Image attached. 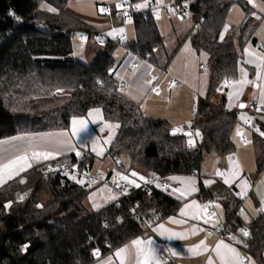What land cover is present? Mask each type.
I'll use <instances>...</instances> for the list:
<instances>
[{
	"label": "trees",
	"instance_id": "1",
	"mask_svg": "<svg viewBox=\"0 0 264 264\" xmlns=\"http://www.w3.org/2000/svg\"><path fill=\"white\" fill-rule=\"evenodd\" d=\"M70 1L0 0V141L23 134L68 130L72 119L100 109L106 121L120 125L108 156L116 160L125 156L131 167L147 177L198 175L205 155L235 152L232 135L239 123L238 115L225 110L227 87L218 91L226 79L239 78L244 41L237 38L238 28L224 31L233 0H171L189 12L192 47L208 57V91L198 101L191 127L201 135L195 147L189 149L185 136L171 135L174 128L168 121L145 117L140 105L120 91L113 72L115 42L107 39L104 50L90 65L74 58V35L96 32L68 11ZM144 2L131 0V6ZM245 11L242 34L251 28L250 9L245 6ZM133 24L136 39L127 42L126 48L154 61L156 50L164 45L155 14L151 9L136 12ZM58 89L70 92L67 101L32 103ZM219 94H223L220 99ZM255 125L260 130L254 132L255 175L259 176L264 171V136L260 135L264 118H257ZM92 162V157L70 154L49 165L67 164L90 171ZM46 167L30 171L25 183L16 178L0 189V264H94L130 241L148 235L181 207L165 193L154 191L149 195L142 187H131L127 196L91 213L84 204L91 188L59 173L44 177ZM42 182L51 201L37 207ZM211 190L201 187L197 197L204 203L214 199L223 205L227 234L242 237L240 230L248 228L251 234L242 237L247 244L243 249L258 264H264V215L246 224L240 218L242 202L234 188L217 182ZM29 194V200L18 202L19 196ZM9 201L12 203L7 209ZM133 206L135 211L131 210ZM24 245H28L26 251H22ZM96 252L99 256L94 255Z\"/></svg>",
	"mask_w": 264,
	"mask_h": 264
},
{
	"label": "crops",
	"instance_id": "2",
	"mask_svg": "<svg viewBox=\"0 0 264 264\" xmlns=\"http://www.w3.org/2000/svg\"><path fill=\"white\" fill-rule=\"evenodd\" d=\"M140 10H149V8L148 6L146 8L141 7ZM153 13L157 14L158 12L154 10ZM122 15L124 14L119 15L120 18H118V20L125 26L126 18L124 17L122 19ZM130 23L133 24V21ZM133 30L134 39H131L128 42H133L136 39L135 27ZM254 44L256 47L264 49V46L257 40H254ZM257 44H259V46ZM182 48L183 45L173 53L170 61L168 54H166V60L161 61L160 58L157 57L156 52L154 61L141 58L128 50L125 45L124 54H120L118 58L114 56V52L112 55L115 59V66L113 69L114 77L119 83L120 91L123 89L121 92L130 98L133 96L136 97V99H131L140 105L142 114L149 118L164 119L168 121L174 129H183V131H186L191 129L193 122L196 119L199 99H204L207 94L209 74L204 73L202 70L199 59L200 54H197L196 51L189 46L185 47L186 54L184 56V62L181 65H178L177 68H172L171 64L173 58ZM249 51L258 54L260 53L250 49ZM95 55L96 54L90 53L88 58L93 60L97 57V55ZM240 59L241 63L239 64L238 80L245 78L240 71V69L243 68L247 72L246 79L253 81V83L244 84L242 87L240 85L226 86L227 100L225 110L235 111L239 119V123L232 135V139L236 145L235 152L227 156H218L215 154L205 155L202 161L201 171L198 175H173L165 178L170 188L169 193L166 194L180 202L181 207L176 215L170 216L154 226L148 235L136 238L142 240L151 239L153 242L152 247L155 248L157 257L162 264H207L209 257L212 258L213 264H220L219 258L213 251L219 240H223L225 244H230L232 247L236 248L240 257L244 258L243 264H250L247 259L250 256L243 249L244 242L242 237L244 236L240 237L239 235L227 234L224 231L226 228V214L223 205L219 201H217V204H219L220 207H216L214 210L216 213L214 220L218 219L220 221V224L216 227H213L212 223L205 224L203 219H191V215L197 211L195 208L185 209V211L189 213V216L180 215L185 204L191 203L192 200H195L198 205H205V203L197 197L200 188L203 187L205 190L212 191L211 189L217 182L222 183L226 187L234 188L237 193L246 191V195L243 196V198L238 195V199L242 202L241 209L244 210V215H240L239 213L243 222L249 224L260 215H264V211H260V209L264 208V203H261L262 199H264V171L259 176L255 175L257 172V163L254 144V132L256 130L255 121L257 118H264V68L259 70L260 78L257 79L256 73L258 70L256 69L255 64L246 63V61L254 59V57L245 55V52L242 49L240 51ZM153 77H155V79H153ZM174 79L178 80V83L174 85L172 89H168L170 82ZM146 81H151V83H146ZM153 87L158 89V94L157 92L152 91ZM230 91L233 93L239 91L238 98L234 95L233 99L230 101L228 97ZM222 96L223 94H219L218 99ZM253 101H257L260 106V112L258 114H254L248 109V106ZM241 103L245 104L246 107L241 108L239 106ZM95 110L96 109H92L88 111L85 117L72 119L68 130L23 134L0 141V164L6 163L8 160L13 159L18 155H23L25 152H28L30 156L33 150H55L59 140H68L73 146H75L76 151H79L80 153H90L93 158L90 175L93 174L94 176L92 177H94V179L92 180L91 192L84 202L85 207L91 213H94L102 210L110 203L118 201L126 194H122L123 192L116 191L113 188L105 187L106 181L112 183L114 180L116 183L118 181H124L120 180L119 176H117V173H119L120 175H127L130 180H134L141 185V183L150 180L151 177L144 176L139 169L131 167L130 161L125 156L118 158L117 161L108 156L109 147L118 136L119 128L115 129L111 143L104 144V140H106L109 133L112 132L111 129L104 127V125L105 123L111 122L105 120L102 110L99 115ZM246 112L251 117L248 118L249 121H252V118L254 119V129L246 128L245 122L240 118L242 115L244 116ZM89 113H92V115L90 116ZM73 120H84L86 122V127L75 135H73L72 132ZM189 122H191V127H189ZM77 128H80L79 124L77 125ZM237 128L240 129L242 137L236 135ZM195 132L196 131H193V137L195 136ZM199 137H197L195 144L198 143ZM93 141H96V151H93ZM245 141L251 142L245 143ZM101 150H103V155H98L97 153ZM62 151L63 154L57 156L55 159L47 161L41 160L39 163L36 161H30L32 163L31 168L21 172L19 176H14L13 179H6L5 183L0 184V189L16 178H22L25 180L28 173L32 170L48 166L60 157L75 154V151H67L66 149H62ZM229 157H231V161L229 160ZM218 170L224 173V175H216ZM234 171H238L239 176L233 180L232 173ZM132 172H136L139 176L145 177V180H140L139 176H131L130 174ZM226 177L232 180L231 184L224 183ZM206 181H211V183L206 184ZM245 181L248 185L247 188H245L244 185ZM125 182L127 183V181ZM189 182H191V186H194L197 191L181 196L180 192H187L189 189ZM128 185L132 188H137L132 184ZM105 189L108 190L106 191ZM174 189H179V191H174ZM109 190L113 192H110ZM111 195L116 196L117 199H110L109 197ZM89 197H92V199H89ZM94 203L99 204L100 207L98 209L94 208ZM199 214L201 216L204 215L203 213ZM245 216L247 217V220L245 219ZM173 217L179 221H186V223H172L170 218ZM160 224H163L164 229H168L170 232H181L186 233V235L182 239H169L167 237L170 235V232H165L164 229H159L158 225ZM193 225L204 230L192 234L191 229ZM162 232L164 233L163 235L161 234ZM209 232L212 234L208 235ZM233 236H235L237 240H241L242 243L238 244L236 240L231 239ZM160 237H165L175 242L179 247V249L175 251L178 254H162L156 247V241ZM201 240L205 241L208 251L200 252L199 254L188 251V249L198 244ZM132 241L122 246H128L131 249L130 254L125 257L124 264H136L135 249L131 247ZM116 251L100 258L94 264H108L109 258L110 264H121L120 259L115 256ZM251 261H254V264H258V262L252 258Z\"/></svg>",
	"mask_w": 264,
	"mask_h": 264
},
{
	"label": "rangeland",
	"instance_id": "3",
	"mask_svg": "<svg viewBox=\"0 0 264 264\" xmlns=\"http://www.w3.org/2000/svg\"><path fill=\"white\" fill-rule=\"evenodd\" d=\"M149 1L152 0H145V2L141 5H148ZM233 1L234 5L228 12L226 25H229V28H238L237 38L243 39V50L247 48L261 53L262 48L256 47L254 40H257L264 46V11H262V9H264V0H252V3L248 2L247 5L245 4V6L250 9L248 19L251 20V28L244 34L241 32V27L245 23L247 15L245 6L239 2V0ZM124 2L125 0H72L68 4V11L76 14L82 20L86 21L94 30V32L102 33L105 38L111 42H114L116 38L124 37V41L115 42V49L112 51V53L114 52V56L118 58L120 54H124V45L126 42L134 39V26L132 23L128 22L129 19H127L125 15L121 16L122 19L124 17L126 18V27L121 21L118 20V18H120L119 15L122 13L119 11L121 8H117V5ZM166 5H174V2L171 0H161L160 5H155L151 8L153 11H157L161 16L160 18L156 17V23L164 43L163 47H160L156 50V54L161 61L166 60V54H168V56L171 58L173 53H175L179 48V44L184 41L183 48L173 58L171 64L172 68H177L178 65H181L184 62V56L186 54L185 47L189 46L193 49L191 40L189 38V34L193 30V23L189 12L183 11V16H181L174 10L167 11L164 9V6ZM100 8H104L106 11L101 13L99 11ZM121 28L124 30L123 33H120L119 31L113 32V29L119 30ZM110 32H112V35H108ZM80 33L83 32L76 33L72 39L73 56L76 60L90 65L95 59L94 58L93 60H90L88 58L90 53L97 55L104 50V47L98 46L93 39L87 40L85 38H81ZM196 53L200 54L199 59L203 72L209 74L207 54L204 51ZM69 96L70 92L67 90L56 91L48 96L37 98L32 103L44 105L51 102L67 101ZM244 116L251 118L247 112ZM251 120L253 121L254 119L252 118ZM192 139L196 141L197 136H194ZM91 176L94 175L91 174ZM115 184L116 183H114V185ZM105 190L107 191L108 189ZM27 196L31 197L30 194ZM50 201L51 196L44 182H42L36 196V203L38 205H46Z\"/></svg>",
	"mask_w": 264,
	"mask_h": 264
},
{
	"label": "snow or ice",
	"instance_id": "4",
	"mask_svg": "<svg viewBox=\"0 0 264 264\" xmlns=\"http://www.w3.org/2000/svg\"><path fill=\"white\" fill-rule=\"evenodd\" d=\"M249 3H252V0H248ZM147 4H137L135 5L136 9L139 10L141 7H147ZM122 5L118 4L117 8H121ZM48 11L51 12H56L57 10L55 8H48ZM99 11L101 13L105 12L106 9L104 8H100ZM262 11H264V9H262ZM125 15H127V12L124 13ZM158 16V13H157ZM183 18V17H181ZM259 18V17H257ZM19 19V18H17ZM128 22H131L130 19ZM229 28V25H225V29L224 31L227 32ZM119 31L120 33H123V29H113V32ZM108 35H112V32L108 33ZM224 38V33H221L220 35V39L223 40ZM245 55L254 57V59H250L248 61H246V63H254L256 69L258 70L256 75H257V79L260 78V69L264 68V49L261 50V53H254V52H250L249 49H245L244 50ZM240 71L243 73L244 75V79H240V80H228L226 79L224 81V84L221 86V89H218V91L222 90L223 87L225 86H232V85H240L241 87L244 84H248V83H253V81H249L246 79L247 77V72L241 68ZM153 79H155V77H153ZM146 83H151V81H146ZM57 91H62L61 89H58ZM121 91H123V89H121ZM153 92H157L158 94V89L153 87L152 88ZM236 96L238 98L239 96V91H236L235 93L233 92H229L228 93V97L229 100L231 101L233 99V96ZM132 99H136L135 96L131 97ZM139 102V101H138ZM241 108L246 107L245 104L241 103L239 105ZM258 111L260 109H257ZM95 112L99 115L101 110L100 109H96ZM89 115L91 116L92 113H89ZM245 123H249V119L245 116H241L240 117ZM102 119V116H101ZM80 125V128H77V125ZM73 128H72V132L73 135L77 134L79 131L83 130L86 127V122L84 120H73L72 122ZM104 127L109 128L112 130V132L109 133L108 138L106 140H104V144H110L113 136H114V132L115 129H118L120 127V125L118 123L116 124H112V123H105ZM189 127H191V122H189ZM183 131V129H173L172 134L176 135L177 132H181ZM256 131H260L259 129H256ZM185 136L189 137L187 144L189 147H195V141L192 139L193 133L191 131L188 132H184L183 133ZM63 135V134H62ZM201 134L200 132L197 130L195 132V136L199 137ZM237 136H241L242 137V133L240 131L239 128H237V132H236ZM261 136H264V132H260ZM251 141H245V143H250ZM96 141H93V151H96ZM62 149H66L67 151H75V154L77 156H80L81 153L79 151H76L75 146H73L68 140H59L57 143V147L55 150H45V151H36L33 150L31 152V155L29 156L28 152H25L23 155H18L13 159L8 160L6 163L4 164H0V184H3L6 182V179H13L14 176H19V174L23 171H26L28 168L32 167V163L30 161H36L37 163H39L41 160L47 161L50 159H55L57 156L62 155L63 151ZM98 155H103V150L99 151L97 153ZM229 160L231 161V157H229ZM53 169L51 167H49V171H52ZM67 174V173H66ZM133 177H137L139 176L138 173L136 172H132L130 174ZM216 175H224V173L220 172L219 170L217 171ZM117 176H119L120 180H124L127 181L128 184H132L135 187H140V184L136 183L134 180H130L129 177L127 175H120L119 173H117ZM237 176H239V172L238 171H234L232 173V179L234 180ZM73 179H75V177H72ZM140 180H145V177L143 176H139ZM21 183H25L26 181L21 179L20 181ZM77 183L83 184L84 181L82 180H77ZM150 182V181H145ZM232 180H230L229 178H225L224 179V183L225 184H231ZM113 183H116V181L114 180ZM190 183V187L187 190V192H180L181 196H184L188 193L191 192H195L197 191V189L194 186H191V182ZM206 184H210L211 181H206ZM245 188L248 187L247 182H244ZM105 187H107V185H105ZM117 187H119V185L117 184ZM157 187H160V185L158 184ZM111 191V190H109ZM174 191H179V189H174ZM122 194H126V192H123ZM237 195L241 196L243 198V196L246 195V191H241L236 193ZM24 197L21 195L19 196V199H23ZM110 199H117L116 196L111 195L109 197ZM89 199H92V197H89ZM11 201H9L8 203L5 204V208H10L11 207ZM261 203H264V199H262ZM37 207H43V205H37ZM94 208H99L100 205L99 204H93ZM215 207L219 208L220 205L216 204ZM195 208L197 211L194 212L191 215V219L194 220H198V219H203L205 224L208 223H212L213 227H216L220 224V221L218 219L214 218L216 217V213L212 212L210 215L208 214V208H209V204H205L203 206L198 205L197 202L195 200H192L191 203L189 204H185L184 209L181 210L180 215L181 216H189V213L187 211H185V209H192ZM260 211H264V208L260 209ZM199 213H203L204 215L201 216ZM240 215H244V210L241 209ZM172 223H186V221H179L176 220L174 217L170 218ZM245 219L247 220V217L245 216ZM159 229H164V225L160 224L158 225ZM155 230V229H154ZM204 229L201 228H197L195 225H193L191 232L192 234H196L198 231H203ZM165 232H170V230L168 229H164ZM242 235L244 237H248L250 235V233L245 230V229H241L240 230ZM162 235L164 234L163 232L161 233ZM212 233L209 232L208 235H211ZM186 235V233H181V232H170V235L167 237L169 239H173V238H180L182 239L184 236ZM231 239L236 240V242L242 243L241 240H237L235 236L231 237ZM152 240L148 239V240H142V239H135L131 242V247L133 249H135V258H136V264H162V262L160 261V259L157 257L156 254V250L155 248L152 247ZM245 247H247V244L244 245ZM28 245H24L22 248V251H26L27 250ZM170 252H172V255H177L178 253H176L175 251H172L171 249H169ZM188 251L199 254L200 252H204V251H208V247L205 244L204 240H201L198 244L194 245L192 248L188 249ZM213 251L216 253V256L219 258L220 260V264H243V260L244 258L240 257L238 251L236 248L232 247L230 244H225L223 240H219L216 245L215 248L213 249ZM131 252V249L128 246L122 247L119 250H117L115 252V256L117 258L120 259L121 264H124L125 261V257L127 255H129ZM94 255L99 256V252L94 253ZM250 262V264H254V261H251V258H247ZM108 264H110V258H109V262ZM207 264H213V260L211 257L208 258Z\"/></svg>",
	"mask_w": 264,
	"mask_h": 264
},
{
	"label": "built area",
	"instance_id": "5",
	"mask_svg": "<svg viewBox=\"0 0 264 264\" xmlns=\"http://www.w3.org/2000/svg\"><path fill=\"white\" fill-rule=\"evenodd\" d=\"M244 3H248V0H241ZM161 0H152L150 1L148 8L151 9L153 6L155 5H160ZM122 5L120 11L122 14H124L125 12H127V15H125V17L127 19H130V21H133L134 18V14L136 12H141V10H137L136 7H132L131 6V0H125L124 3L120 4ZM164 9L168 10H174L175 12L179 13L181 16L183 15V8L181 5L174 3V5H166L164 6ZM155 16L157 18H160V14H155ZM81 38H85L87 40H91L93 39L94 41H96L98 43V45L100 47H104L106 44V38L102 33H80ZM125 40L124 37H120V38H116L114 42H120ZM259 46V44H257ZM178 83V80L174 79L170 82L168 89H172L174 85H176ZM248 109L250 112L254 113V114H258L260 112V110L258 111L257 109H260V106L258 104L257 101H253L249 106ZM262 111V110H261ZM245 127L246 128H255L254 127V121H249V123H245ZM187 148L189 149L190 147L187 146ZM81 157L84 156L85 158H90L91 154L90 153H81L80 155ZM115 161H117L115 159ZM49 167H51L53 170L49 171ZM54 173H59L62 176H67V177H75L78 180H82L84 181V184H87V188H91L92 186V180L94 179V177H92L90 175V171H85V170H80L79 168L75 167H71L70 165L67 164H56V165H48L45 168L44 174L43 176L46 177L49 174H54ZM67 173V174H66ZM150 182H143L141 183L140 187L144 188L147 190V193L149 195L153 194L154 191H160L162 193H169L170 188H169V184L166 181L165 178H163L161 175L159 174H155L153 175L150 180H148ZM117 184L119 185V187H117ZM160 185V187H157V185ZM105 185H107V187L113 188L116 191L119 192H127L125 196H127L128 191L131 190V187L125 182V181H118L115 185L114 183L110 182V181H106ZM24 198L21 200L19 199L18 202L19 203H24L25 201L29 200V196L25 195L23 196ZM205 204H209V208H208V214L210 215L212 212H214L215 210V205L217 204V201L214 199L209 200L208 202H206ZM136 206L132 207V211H135ZM245 230H247L250 233V230L248 228H244ZM224 231H226V229H224ZM251 234V233H250ZM250 235L248 237L245 238H249ZM156 247L158 248V250L164 254V255H169L172 252L169 251V249H171L172 251H176L179 249L178 245L165 238V237H160L157 241H156Z\"/></svg>",
	"mask_w": 264,
	"mask_h": 264
},
{
	"label": "water",
	"instance_id": "6",
	"mask_svg": "<svg viewBox=\"0 0 264 264\" xmlns=\"http://www.w3.org/2000/svg\"><path fill=\"white\" fill-rule=\"evenodd\" d=\"M188 131H191V132L193 133V130L190 129V130H186V131L177 132L176 135H173V134H172L173 129H172V130H171V135H172V136H177V135H183V136H185L183 133H184V132H188ZM193 134H194V133H193ZM192 137H193V136H192ZM185 138L189 139V137H187V136H185Z\"/></svg>",
	"mask_w": 264,
	"mask_h": 264
}]
</instances>
